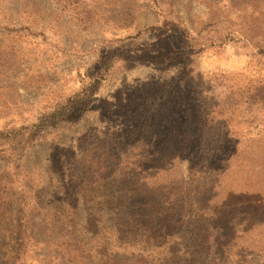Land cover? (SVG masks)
Wrapping results in <instances>:
<instances>
[{
    "label": "rangeland",
    "instance_id": "obj_1",
    "mask_svg": "<svg viewBox=\"0 0 264 264\" xmlns=\"http://www.w3.org/2000/svg\"><path fill=\"white\" fill-rule=\"evenodd\" d=\"M104 67L91 100L23 154L0 146V264L23 246V264H264L225 236L241 230L228 209L212 202L213 221L191 217L212 181L224 196L264 179V105L252 100L264 92V0H0V132L32 128ZM191 105L212 111L208 148L235 153L193 177L195 162L147 152L164 148L147 127L169 126L174 109L189 120ZM87 149L105 166L92 191L106 197L96 229L73 199ZM134 212L136 225L159 215L162 233L148 239L129 223Z\"/></svg>",
    "mask_w": 264,
    "mask_h": 264
},
{
    "label": "trees",
    "instance_id": "obj_2",
    "mask_svg": "<svg viewBox=\"0 0 264 264\" xmlns=\"http://www.w3.org/2000/svg\"><path fill=\"white\" fill-rule=\"evenodd\" d=\"M162 29L166 30V33L176 32L173 29H168V25H165V27H162L161 30ZM177 31H181V29L179 28ZM188 36V33L185 32L184 38L186 42L190 39ZM106 71L107 67H104L101 73H98L95 77L90 78V81L84 85L81 91L69 96L60 104H57L49 113L44 114L38 121V124L33 125L32 128H21L17 130L0 132V146H4L6 142H9L11 146L17 147L18 152L23 154L29 146L47 135L45 130L47 127L57 122L63 121L77 108L82 105H86L89 100H91V97H93L100 90L101 83L105 80L104 73L102 72ZM174 89L176 90L174 96L178 98L180 95V90L178 88ZM192 94H196V92H194L193 88H190L186 92V95L192 97ZM256 98H259V102L264 105V92L252 96V100H254V102H256ZM189 108L190 109L187 110L189 111V120L191 118V122L188 120V116L186 115L182 120H178L174 114V109V112L171 115H168L170 119L169 126H167V123L162 120L160 127L155 125L147 127L149 140H160L164 147L163 149L152 148L147 152L148 158H160L161 160L167 159L168 165L174 164L175 162H181L183 160L195 162V166L193 169H191V173L193 172L191 176L193 177L197 174L202 175L209 172L208 170L196 171L198 166L203 165L204 163H209L212 168V166H214V164L217 162H225L228 164L235 153L232 152L225 156H220L217 150L213 148L209 149L208 147L213 142L210 140V135L214 133L213 132L210 134V132L213 129L212 127L215 126V122H213L211 117L212 111L209 110L205 112L201 109L200 105H191ZM180 123H182V126L186 125V127L190 124L195 126L194 128L187 130V128L184 127L179 128L178 126ZM172 125H174L173 128ZM215 136L216 135L213 134L211 138L214 140ZM106 150L107 149L102 148L99 149V152L101 155L109 156L110 154ZM81 162L82 166L80 178L76 176V173H73V177H76V179L73 181V183H75L76 189L73 199L75 203L83 201L82 206L86 212L87 223L89 226H91V228L96 229V224L99 222V208L105 205L106 197L95 195V193L92 191L98 184L99 179H96V176L100 171L105 169V166L103 167L101 165L102 161L96 158L93 152L88 149L83 153ZM160 169H162V167ZM226 169L227 168L221 169L219 167V169H216L215 171L212 170L210 173L213 174L215 172L214 174L218 175L221 172L224 173ZM89 176H93L95 179ZM148 180H150V178ZM216 185V181L211 182V186L207 190L214 192V194H212V198L206 201L205 207H196V210L191 213L192 219L202 221L206 220V222L213 221H207V219H205L207 217L205 211L207 208H212L208 207L209 204L215 202V204L218 206V209L219 207L228 209L226 212H223L225 216H233L234 218L238 219V227L241 229L240 231L237 230L231 233L233 231L231 227L225 236H228L230 233V237L233 238V243L240 242L241 249L244 252L251 251L264 254V179L262 180V184L259 186L255 184L251 185L246 182L245 186H242L239 189L225 190L227 193H225L224 196H221L219 187ZM107 201H109V199ZM135 214L136 213L134 212L133 215L131 214L130 217H128L131 220L129 223L133 224L134 227L138 226L139 230H144L143 233L147 234L146 237L149 236L148 239L152 238L151 234H155V230H161L160 232L162 233V224L159 221V215L156 216V218H149L148 215H145V220H143L144 222L136 225L137 223H135ZM221 216H223V214ZM232 220L233 219L229 220L231 224ZM162 223L164 224L163 226H166L167 221H163ZM207 226L209 229L207 231L205 230V233L209 230H212L211 223H207ZM29 237L31 238V236ZM203 239L212 241L214 239V235H207V237L205 236ZM76 245L79 246L80 244L76 243ZM222 248V253L226 254V258L229 259L231 250L228 251L227 247ZM25 253L26 249L25 246H23L19 250V255L16 257L14 264H23L21 259ZM135 263L137 262L135 261ZM131 264H134V262Z\"/></svg>",
    "mask_w": 264,
    "mask_h": 264
}]
</instances>
